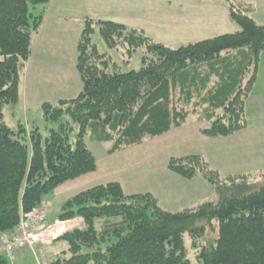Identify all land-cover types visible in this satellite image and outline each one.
Masks as SVG:
<instances>
[{"label":"trees","instance_id":"trees-1","mask_svg":"<svg viewBox=\"0 0 264 264\" xmlns=\"http://www.w3.org/2000/svg\"><path fill=\"white\" fill-rule=\"evenodd\" d=\"M50 2L0 0V233L18 230L46 195L98 171L88 138L110 145L111 154L191 123H206L201 135L211 138L246 129V100L264 51V25L233 7L230 16L240 31L177 49L122 23L86 19L77 45L81 93L42 105L47 119L68 115L76 127L62 122L45 141L38 129L27 139L25 129L7 125L4 106L19 101L33 39ZM38 6L42 10L33 15L31 8ZM96 28L110 49L128 56L144 49L142 68L123 72L101 54L92 41ZM169 168L187 178L201 175L215 200L170 212L152 194L126 195L120 182L94 185L60 208V222L78 224L54 239L62 249L47 262L192 264L184 242L188 233L200 249L198 264H264V171L260 177L223 179L201 155L172 159ZM203 221L219 222V238L210 247L197 246L206 234ZM0 264H11L7 254H0Z\"/></svg>","mask_w":264,"mask_h":264},{"label":"rangeland","instance_id":"rangeland-1","mask_svg":"<svg viewBox=\"0 0 264 264\" xmlns=\"http://www.w3.org/2000/svg\"><path fill=\"white\" fill-rule=\"evenodd\" d=\"M247 1L250 2V0ZM128 2H122V0L107 1L106 8H103L101 12H95L97 17L95 20H113L123 22L130 28L145 29L147 35L153 40L174 49L240 31L239 25L226 17L230 16L229 9L221 11L223 5L218 6L217 10L211 11V16L214 18L208 19L210 15L209 10L205 8V4L211 2L210 0H188L187 5H183V0H128ZM201 2L203 4H200ZM229 2L236 10L242 8L240 0H230ZM169 3L171 6H168ZM221 3L224 2L221 1ZM253 3L256 6L255 10H244L243 8L241 10L249 13L258 24L264 25V0H258L257 2L253 0ZM127 4L130 5L128 9ZM243 5L250 7L249 4L247 6ZM41 7L31 8L32 14L39 15L42 10ZM57 8L60 10L59 4H57ZM220 8L221 10H219ZM213 30L215 34L209 37ZM204 31H208L210 35ZM71 40L67 35V43ZM92 41L96 44L98 51L101 54L106 53L109 55L113 59L112 63H115L121 71H139L142 68V52L144 49L137 50L132 56L123 54L120 49H110L106 45L99 28H96L92 35ZM64 43L61 42L60 44L63 49L65 47ZM71 49L68 44L66 53ZM57 56V59L56 57L55 59L60 61V69L53 68L51 72L45 73L42 71L41 56L35 53V59H33L29 70L28 99L25 98L24 94L26 89L25 80L24 86H22L21 79L19 101L4 106V117L7 125L15 131L21 128L25 129L26 133L24 135L27 139L30 138V132L38 129L45 141L50 135L51 129H57L62 122H72L68 115H64L59 121L49 120L42 109V105L46 103V97L56 99L55 97L59 98V94L64 91V95L60 98H68L71 97V93L68 94L71 90L78 93L82 89L81 79L78 83L73 82L70 86L64 84L65 71H72V68L68 65L69 63H62L65 56L64 52H59ZM44 59L49 61V51L45 52ZM44 69L47 70L48 68L44 67ZM26 76H28L27 73ZM257 76L246 100V129L228 137H205L206 139L199 140L198 138L194 139L192 136L194 132L197 133L195 128H189L187 131L180 128L160 137L149 138L131 149L111 154L108 150L110 145L94 142L88 138L87 142L99 162L100 171L87 175L85 177L86 182L81 181L84 184L78 183L79 185L71 192L69 189L64 188L46 195L44 204L48 203L50 205V208L49 206L48 208L51 214L59 212L66 201L65 197H68V195L74 196L94 185L113 181L122 184L126 195L152 194L157 198L159 205L170 212H179L196 207L206 201H214V191L204 178H187L170 170L169 163L172 159H180L189 155H202L209 167L218 172L219 177L223 179L239 174L260 177L261 172L264 171V51L260 55ZM40 77H44V79L41 78V84L38 85L37 79ZM50 80L51 86L47 87ZM56 84L59 86V93L55 89ZM57 103L56 101L53 104ZM73 125L76 127L74 123ZM59 202L62 203L59 204ZM43 207L47 208L46 206ZM54 219L51 218L53 224L49 223L50 220H46V224L55 228L53 232L55 235L59 231L64 230L65 233L67 230H72L78 224L77 220H72V223L69 221L60 222L58 216L57 219ZM199 225L205 226L206 234L197 243V246L202 243L207 247L215 245L219 238V222L203 221ZM64 228L70 229L65 230ZM17 231L16 229L15 232ZM191 238L188 233L184 236L188 258L192 264H198L197 255L200 253V249L194 246ZM53 241L49 245L40 244L36 247L37 257L42 262L45 261V258L52 259L53 248L60 249V244L57 246L51 244ZM26 250L23 253L21 252L22 254L17 260L19 261L20 258L23 264H37L35 254L28 249Z\"/></svg>","mask_w":264,"mask_h":264},{"label":"crops","instance_id":"crops-1","mask_svg":"<svg viewBox=\"0 0 264 264\" xmlns=\"http://www.w3.org/2000/svg\"><path fill=\"white\" fill-rule=\"evenodd\" d=\"M107 1H109V0H51V2L48 5V10L44 16L43 23L40 27V30L34 36L33 45H32V55H31L29 62L25 65V69L23 72L22 86H24V80H25L26 89L24 90V94H25L26 99H28V97H29V94L27 95V88H28L27 84L29 82L28 78H29V74H30L29 70H30V66L33 63V59H35V57H34L35 53H38L41 56L40 62H41V66L43 67L42 71L45 73H49L52 71L53 68L60 69L61 63H60V61H58L56 59L58 57L57 55L59 52H64L65 56L63 57L62 63L63 64L69 63L68 65H70L72 68V71H70V70L65 71L66 79L64 81V84L65 85L68 84V86H70V84H72L73 82L76 84L80 81L81 78L77 73L76 62H77V55H78L77 45H78V40H79L81 33H82V30H83V23L86 19H94V20L97 19L95 12H101L103 10V8H106L107 7ZM187 1L188 0H183V5H187L188 4ZM205 1H208V0H205ZM210 1L211 2H206V4H205L206 10H209L210 17L208 19L214 18L211 16V11H213L215 9L217 10L218 6H220V5H223V6L221 7L222 10H221V8L219 10L224 11L225 9H229V14H230V8L232 7V3L230 4V2H229L230 0L229 1L210 0ZM221 1L224 3H221ZM257 1L258 0H256V2ZM122 2L129 3L128 0H122ZM250 2H248L247 0H240V5L242 6V8L244 10H251V11L255 10L256 6H254L255 4L253 3V0H250ZM57 4L60 5V10L57 8ZM200 4H203V3L201 2ZM243 4H245L246 6H247V4H249L250 7H248V6L245 7ZM168 6H171L170 3L168 4ZM129 7H130V5L127 4V9ZM221 11H220V13H221ZM247 14L249 15V13H247ZM226 17H229L231 19V16H226ZM101 20H103V19H101ZM111 21H113V20H111ZM118 23H122V24L128 26L127 24H125L123 22H118ZM143 31L146 33L145 29ZM204 32L210 35V33L208 31H204ZM48 33H49V35H48ZM213 34H215L214 30L212 31V33L209 37L213 36ZM67 35H68L69 39H72L71 42H69V43H67V41H66ZM209 37H206V38H209ZM61 42H65L64 43V46H65L64 49L60 45ZM68 44L70 45V47L72 49H71V51L68 50V53H66V48L68 47ZM48 51H49V58L50 59H49V61H45L44 55H45V52H48ZM55 57H56V59H55ZM44 67L48 68V69L45 70ZM26 73L28 74V76H26ZM41 78L42 77L37 79L38 85L41 84V82H40ZM42 79H44V77ZM50 84H51V80L48 82L47 87L51 86ZM55 89L59 93L60 90H59V86L57 84H56ZM62 90H64V89H62ZM20 91H21V89H20ZM81 91H82V89L78 93H74V91L71 90V92L68 93L69 95L71 93V97L60 98V96L64 95V91H62V93L59 94V98L55 97L56 99H51L50 97H46L45 100H46V102H50V103H55L56 101L59 102L61 100H69L72 98H76L81 93ZM246 107H247V104H246ZM199 124L200 123H191L189 125L183 126L182 129L183 130L185 129V131H187V129H189V128H191V129L195 128V130H197V133L196 132L193 133L192 136L194 137V139L198 138L199 140H204L206 138L201 135V128H203L205 125L202 124V126H201V124L200 125ZM189 156H192V155H189ZM184 157H187V156H184ZM99 171H100V165H99L98 172ZM85 177L86 176L78 179L75 182L64 185V186L60 187L57 191H60L64 188H67L71 192L72 190H75L77 185L84 184V182L82 183L81 181H85ZM94 177H96V176H94ZM198 177H202V176L197 175L196 178H198ZM98 179H100V178H98ZM64 192H66V191H64ZM70 197H72V196L68 195V197H65V198H66V200H68ZM61 203L62 202H59V204H61ZM43 206H46L47 207L46 209L50 208V205H48V203H45ZM48 206H49V208H48ZM49 213H50V209H49ZM57 216H58V212H53L52 214L51 213L49 214L48 218L57 219ZM64 229L66 230V229H70V228H64ZM62 233H64V230L59 231L56 238H58V236H60ZM59 244L61 246L60 249H56V248L54 249L53 248L52 252L59 253L61 251V249H62L61 243H59V242L58 243L57 242L52 243V245H56V246ZM28 250L31 251L32 253H34L35 256L37 257L36 248L34 250H31V249H28ZM25 251H27V250L22 251V253ZM22 253L20 252V254H18V257ZM47 260H48V258H45L46 262L45 261L42 262L37 257V264H43V263L49 264L47 262ZM19 261H20V258H19ZM19 263L23 264L22 261H20Z\"/></svg>","mask_w":264,"mask_h":264},{"label":"built area","instance_id":"built-area-1","mask_svg":"<svg viewBox=\"0 0 264 264\" xmlns=\"http://www.w3.org/2000/svg\"><path fill=\"white\" fill-rule=\"evenodd\" d=\"M46 220L47 211L43 207L25 214L17 232L0 233V254H7L11 264H19L16 261L17 253L34 250L40 244H49L56 236L53 233L55 228L47 226Z\"/></svg>","mask_w":264,"mask_h":264}]
</instances>
